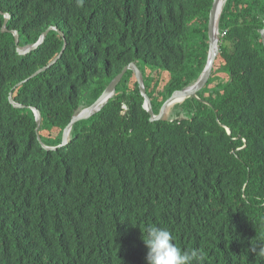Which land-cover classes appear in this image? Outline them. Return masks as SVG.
I'll list each match as a JSON object with an SVG mask.
<instances>
[{
	"label": "trees",
	"instance_id": "16d2710c",
	"mask_svg": "<svg viewBox=\"0 0 264 264\" xmlns=\"http://www.w3.org/2000/svg\"><path fill=\"white\" fill-rule=\"evenodd\" d=\"M212 2L0 0V264H145L146 223L199 249L201 264H264L250 250L264 244V0L225 1L201 100L150 121L127 70L66 145H41L59 144L72 115L132 61L154 112L194 82ZM49 25L63 36L49 30L18 53ZM64 39L60 58L32 76Z\"/></svg>",
	"mask_w": 264,
	"mask_h": 264
},
{
	"label": "water",
	"instance_id": "95a60500",
	"mask_svg": "<svg viewBox=\"0 0 264 264\" xmlns=\"http://www.w3.org/2000/svg\"><path fill=\"white\" fill-rule=\"evenodd\" d=\"M219 0H213L212 7L209 12L208 16V25H207V34H208V58L207 61L197 77L196 81L189 86H186L184 88L178 89L174 91L161 105L159 111L154 112L153 107H152V102L150 96L146 93V89L144 86L143 82V77L142 73L140 71V68L136 65L134 61L128 63L124 67H122L121 71L109 82V84L103 89V91L100 93V95L88 106L83 107L76 113H74L69 121V123L66 125V127L63 130V135H62V140L59 144L57 145H46L41 142V145L43 146L44 149L46 150H55L61 146H64L68 143L70 140V132L72 129V125L82 119H87L90 116H92L94 113L98 112L107 102L108 100L114 96L115 94V87L118 84V82L121 80L123 74L127 70H131L135 76V79L138 83V89L139 92L143 98V108L144 110L149 114V120L154 121V120H167L169 119V109H170V104L175 98H181V99H186L189 97H195L196 99L198 98L197 92L205 85L207 82L208 78L210 77L213 63L215 60V57L217 53L219 52L218 48V43H219V17L220 14L217 10V4ZM225 2V0H224ZM0 14H3V25L1 30L2 31H7L8 29L6 28V22L9 18V14L7 12H2L0 10ZM49 30H54L57 33H59L60 36H63V32L58 29L55 25H49L42 33H40L38 40L33 43V44H28L23 47H17V51L20 54H25L33 49H35L42 41L44 40L47 32ZM10 32L13 34L15 38V42L17 43L18 41V33L15 29L10 30ZM261 35V39L264 44V24L263 27L259 31ZM64 38V37H63ZM66 47V40L64 39L63 45L58 52V54L45 66L37 69L34 73L31 75L34 76L37 73L44 71L47 69L50 65L56 62L58 58L62 55L64 49ZM182 100V101H183ZM9 101L15 106V107H23L24 105L14 102L11 96H9ZM34 112L35 115V120H36V131H38V127L41 123V115L39 110L36 107L31 108ZM178 119H183L182 116H178ZM226 130L228 133H230V129L226 127ZM38 140H40L39 135L37 136Z\"/></svg>",
	"mask_w": 264,
	"mask_h": 264
},
{
	"label": "clouds",
	"instance_id": "9594fccd",
	"mask_svg": "<svg viewBox=\"0 0 264 264\" xmlns=\"http://www.w3.org/2000/svg\"><path fill=\"white\" fill-rule=\"evenodd\" d=\"M197 99L201 100L199 97ZM141 239L146 248L145 264H201L203 261V253L199 249H182L177 246L172 231L166 227L146 223L141 232ZM250 250L264 257V244H257Z\"/></svg>",
	"mask_w": 264,
	"mask_h": 264
},
{
	"label": "rangeland",
	"instance_id": "374dc122",
	"mask_svg": "<svg viewBox=\"0 0 264 264\" xmlns=\"http://www.w3.org/2000/svg\"><path fill=\"white\" fill-rule=\"evenodd\" d=\"M225 1H226V0H225ZM212 3H213V2H212ZM224 3H225V2H224ZM211 7H212V6H211ZM222 8H223V7H222ZM210 9H211V8H210ZM209 12H210V10H209ZM221 12H222V11H221ZM221 12H220V15H221ZM208 16H209V15H208ZM219 18H220V17H219ZM263 24H264V21H263ZM262 27H263V26H262ZM262 27H261V28H262ZM261 28H260V29H261ZM260 29H259V31H260ZM222 34H223V33H222ZM222 34L220 33V30H219V43H218V48H219V44H220V37H221ZM259 34H260V33H259ZM260 36H261V35H260ZM261 40H262V39H261ZM262 43H263V41H262ZM263 45H264V44H263ZM208 48H209V45H208ZM207 54H208V52H207ZM218 54H219V52L217 53L214 62L216 61V58L218 57ZM207 58H208V56H207L206 59H205V63H206V61H207ZM220 63H221V62H220ZM213 65H214V63H213ZM212 68H213V67H212ZM211 74H212V72H211ZM211 74H210V76H211ZM194 82H195V81H194ZM194 82L190 83L189 85H192ZM189 85H188V86H189ZM115 88H116V87H115ZM186 99H187V98H186ZM181 103H182V102H181ZM181 103H177V104L179 105V104H181ZM177 104H176L175 106H173L171 110H169V115H172V114L174 115V109L178 107ZM182 114H183V113L181 112L179 115H180V116H183Z\"/></svg>",
	"mask_w": 264,
	"mask_h": 264
},
{
	"label": "bare ground",
	"instance_id": "6f19581e",
	"mask_svg": "<svg viewBox=\"0 0 264 264\" xmlns=\"http://www.w3.org/2000/svg\"><path fill=\"white\" fill-rule=\"evenodd\" d=\"M223 5H224V0H219V2H218V4H217V10H218L219 14H220V12L222 11V7H223ZM182 100H183V99H181V98H175V99L171 102V104H170V109H169V110H171L172 107L175 106V104H177L178 102H181ZM142 104H143V103H142Z\"/></svg>",
	"mask_w": 264,
	"mask_h": 264
}]
</instances>
